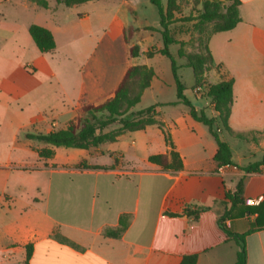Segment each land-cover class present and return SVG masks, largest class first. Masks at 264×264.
I'll list each match as a JSON object with an SVG mask.
<instances>
[{
    "label": "crops",
    "instance_id": "crops-1",
    "mask_svg": "<svg viewBox=\"0 0 264 264\" xmlns=\"http://www.w3.org/2000/svg\"><path fill=\"white\" fill-rule=\"evenodd\" d=\"M103 1L107 0L82 4ZM239 1L241 22L210 39L213 67L205 78L207 84L234 81L229 125L237 132H260L259 141L240 140L225 131L205 91L195 96L196 101L188 98L197 111L215 119L219 137L231 148L233 165L220 166L215 161L216 139L186 105L177 103L178 96L172 101L158 99L155 92L163 94L164 86L155 84L156 71L136 106L148 95L154 98L147 107L156 106V118L165 125L182 159L181 170H164L149 161L150 156L171 151L157 125L127 132L114 143L80 149L88 154L82 160L60 155L59 147H51L53 157L41 158L37 150L50 146L41 143L32 150V139L26 135L45 133H25V124L10 114L11 88L0 86V264H26L29 246L33 249L29 264H181L184 256L194 254L198 255L196 264H235L239 247L227 238L219 219L231 206L226 193L234 192L241 178L244 203L225 223L239 234L252 230L246 237L247 264H264V165L258 172L241 169L261 161L264 155V0ZM115 2L117 6L79 12L80 23L72 28L86 27L85 34L98 38L96 47L83 54L81 71L95 60L106 39L111 42L104 50L103 65L99 60L95 63L113 80L106 99L131 65L151 67L147 62L136 63L137 58L147 57L151 47H164L159 31L144 30L160 28L159 14L157 19L153 17L155 7L150 0ZM41 20V26L51 30L56 40V30L49 21ZM94 20L99 27L92 30ZM125 34L131 44L140 46L139 57H130ZM171 35L177 41L190 39L186 32L174 36L171 31ZM118 42L123 43L119 56ZM179 49V44L169 47L175 62L176 57L184 58ZM176 66L178 74L187 64L176 62ZM173 81L176 85L175 78ZM87 94L81 91L76 102L63 105L58 116L46 122L48 132L57 130L53 127L63 118L67 125L81 100L103 102L89 99ZM196 211H200L197 218L192 215ZM123 219V231L108 235L122 227Z\"/></svg>",
    "mask_w": 264,
    "mask_h": 264
},
{
    "label": "trees",
    "instance_id": "trees-1",
    "mask_svg": "<svg viewBox=\"0 0 264 264\" xmlns=\"http://www.w3.org/2000/svg\"><path fill=\"white\" fill-rule=\"evenodd\" d=\"M36 1V0H32ZM60 3L70 5L81 4L91 0H57ZM157 9L160 18V28L154 29L147 27L145 31H159L162 35V49L151 47L146 53L148 58H153L160 54L166 56L171 61L172 73L175 78L178 102L186 105L190 109L191 116L198 122L207 126L218 144V151L215 155V161L220 166L233 165V154L230 146L221 140L217 132L215 119L208 118L203 110L197 111L185 96V86L177 74V66L174 57L170 53L169 47L172 44H179V56L186 58L188 67L193 70L195 77V89L203 88L211 99L215 111L219 115V121L225 131L231 136L244 140L258 142L260 132H237L229 125L231 108L234 102L233 85L234 81L223 80L217 84H207L205 75L213 67V56L209 49L211 37L220 32H227L235 29L241 22L239 12V0H229L222 2L219 0H192L197 8V14L190 16L186 21H194L202 26L200 35L204 33L203 29L207 26L204 41L202 43V53L195 56L187 54L183 48L187 44L185 41H177L171 35V25L177 21L176 13L179 12V6H175V0H169L168 4L164 0H150ZM46 7V6H44ZM29 34L35 45L42 53H50L56 48L54 34L48 28L31 24L28 28ZM132 29H129V35ZM129 35L125 34V41L129 44V55L131 58H137L141 55L140 46L131 44ZM156 77V72L147 65H131L124 74L113 95L101 103L83 102L76 111L74 118L66 127L51 130L45 134H27L26 138L37 140L47 146L37 150L41 158H51L54 155V149L51 147H66L74 149L97 148L104 144L114 143L118 138L127 133L146 129L149 126L157 125L163 132L167 145L171 147L169 154H159L149 157V161L163 167L164 170H181L183 162L178 152L174 150L170 135L162 122L157 120L156 106H150L145 109L134 111L133 108L141 101L142 95L151 85ZM207 87V88H206ZM264 165V155L261 161L241 168L244 172H258ZM244 178H241L234 192L226 193V200L231 204L230 208L219 219V226L230 241H234L239 247L237 260L235 264H247L246 237L252 232L244 234L234 232L225 221L232 216L234 209L244 203ZM200 211L193 212L192 215L197 218ZM175 215V214H172ZM121 228L117 232H109L108 235L116 236L126 227V222L121 221ZM32 246L27 248L26 264L32 256ZM198 255L184 256L181 264H196Z\"/></svg>",
    "mask_w": 264,
    "mask_h": 264
},
{
    "label": "rangeland",
    "instance_id": "rangeland-1",
    "mask_svg": "<svg viewBox=\"0 0 264 264\" xmlns=\"http://www.w3.org/2000/svg\"><path fill=\"white\" fill-rule=\"evenodd\" d=\"M164 3L168 4L169 0H164ZM67 6L57 0H0V86L11 88V109L14 112L11 111L10 114H14L17 120L25 124V133H47L49 126H46V122L50 123L53 117H57L63 105L65 107L76 102L81 91H86L89 99L101 102L108 97L107 91L113 85L111 74L95 65L99 61L103 65L104 50L111 42L106 39L100 45L95 60L87 70L85 68L86 71H81L85 61L83 54L87 53V49L96 47L98 38L85 34L86 29L88 30L86 27H76V30L72 28L80 23L77 17L79 12L98 9V6H117V3L115 0H107L103 3ZM175 6H179V12L175 15L177 21L171 26V31L174 36L183 32L190 34V39L185 41L187 44L183 48L187 54L195 56L202 53L201 46L208 28L206 26L204 33L200 35L202 26L194 21H186L188 17L197 14V5L192 0H175ZM157 16L154 8L153 17L157 19ZM41 19L49 21L56 30L57 45L50 53L40 52L28 31L31 24L41 25ZM98 27L99 22L94 20L91 29ZM120 43H116L118 56L123 53V43ZM135 62H147L157 72L155 84L164 86L163 94L155 92L158 99L172 101L177 98L176 85H172L174 76L169 58L163 55L154 58L141 56ZM176 62L177 65L186 62L187 66L189 63L186 58L178 57ZM187 66L181 68L178 74L186 88L185 96L196 101L194 74ZM153 99L151 95L146 96L142 104L134 109L147 107ZM83 102L85 101L81 100L79 106ZM66 119L63 118L53 128L66 127ZM21 139L27 141L24 136ZM30 143L32 150L42 146L37 140H31ZM58 150L60 155H67L72 161L88 156L85 150L66 147H59Z\"/></svg>",
    "mask_w": 264,
    "mask_h": 264
},
{
    "label": "built area",
    "instance_id": "built-area-1",
    "mask_svg": "<svg viewBox=\"0 0 264 264\" xmlns=\"http://www.w3.org/2000/svg\"><path fill=\"white\" fill-rule=\"evenodd\" d=\"M204 89L203 88H196L195 89V94L196 95H199V96H202L203 95V93H204ZM252 201H250V203H251Z\"/></svg>",
    "mask_w": 264,
    "mask_h": 264
}]
</instances>
